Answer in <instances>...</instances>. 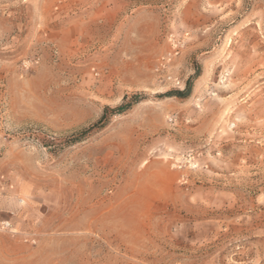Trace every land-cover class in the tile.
<instances>
[{
    "label": "rangeland",
    "instance_id": "rangeland-1",
    "mask_svg": "<svg viewBox=\"0 0 264 264\" xmlns=\"http://www.w3.org/2000/svg\"><path fill=\"white\" fill-rule=\"evenodd\" d=\"M0 264H264V0H0Z\"/></svg>",
    "mask_w": 264,
    "mask_h": 264
},
{
    "label": "trees",
    "instance_id": "trees-1",
    "mask_svg": "<svg viewBox=\"0 0 264 264\" xmlns=\"http://www.w3.org/2000/svg\"><path fill=\"white\" fill-rule=\"evenodd\" d=\"M194 76H196V75H194ZM190 89H191V79H188L186 82L185 88L183 90H171V91L166 92V93H168L167 95H169V96L175 95L178 97H185L189 93ZM142 97L143 96L140 94H133L129 100H124V102H122L121 104H119L115 107L104 106L103 112L96 122H94L93 124H91L87 128H84L81 131L77 132V134L71 136L70 138H66V139L60 141L59 143L49 141V139H43L41 141L45 146L54 145L57 147H60V145H63V144H73V143L79 142L84 137L90 135L91 133H93L95 131L102 129L103 127H105L107 124V121H108L107 118L109 115L115 114L116 112H118V113L123 112L127 108L131 107L132 104L140 101L142 99Z\"/></svg>",
    "mask_w": 264,
    "mask_h": 264
}]
</instances>
